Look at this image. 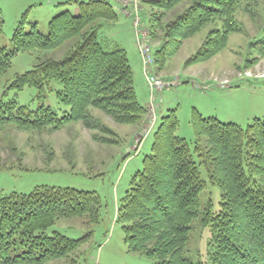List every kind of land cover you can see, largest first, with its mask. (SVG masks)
<instances>
[{"label": "trees", "instance_id": "16d2710c", "mask_svg": "<svg viewBox=\"0 0 264 264\" xmlns=\"http://www.w3.org/2000/svg\"><path fill=\"white\" fill-rule=\"evenodd\" d=\"M184 1H150L160 14L152 17L154 24L149 22L152 39L160 38L154 54L155 74L165 68L184 40L203 29L210 27L199 50L186 60L187 67L222 52L230 36L241 32L236 20L240 0H189L183 12L164 22V15ZM69 2L79 5V15L66 11L55 16L48 33L43 34L36 24L26 30L25 14L11 40L12 49L0 48L3 74L20 53L67 45L63 59L39 57L33 69L16 75L11 88L20 92L35 87L45 92L51 81H57L62 84L57 98L69 110L59 116L51 107L32 110L16 100L3 102L0 130L15 126L57 131L80 121L103 133L95 139L119 144V135L96 117L94 110L119 124L141 125L147 108L138 99L127 51H106L95 31L97 21H114L118 14L106 0ZM252 47L264 56V37ZM161 119L151 154L144 158L143 169L133 176L117 209L128 250L157 259V264H194L186 256V246L191 223L201 213L200 194L211 184L221 191L220 207L213 211L209 200L201 221L212 232V264H264V120L256 118L243 128L195 110L191 146L176 133L180 125L176 109H169ZM195 157L207 179H203ZM101 206L97 192L47 185L0 197V264H49L70 258L90 240L92 232L75 239L48 230L63 218L98 223Z\"/></svg>", "mask_w": 264, "mask_h": 264}, {"label": "rangeland", "instance_id": "374dc122", "mask_svg": "<svg viewBox=\"0 0 264 264\" xmlns=\"http://www.w3.org/2000/svg\"><path fill=\"white\" fill-rule=\"evenodd\" d=\"M106 1L113 6L118 19L99 20L94 24L99 42L106 51L121 48L127 51L138 99L150 102L135 20L136 16L142 19L140 29L149 33V45L154 55L160 47V38L151 37L154 22L151 19L160 15L159 10L151 0ZM189 2L186 0L168 11L163 17L164 22L183 12ZM238 6L236 20L241 32L230 36L226 49L206 62L185 65L201 47L209 27L184 40L176 55L167 61L161 72H157L160 78L171 77L178 82L155 94V104L149 103L151 110L147 109L146 123L143 121L146 128L143 123L119 124L103 112L94 110V115L119 135V144H104L95 139V135L103 133L86 128L80 121L71 122L57 131L37 132L15 126L0 130V197L14 191L29 193L41 185L97 192L101 196L98 223L63 218L48 230V233L57 230L75 239L92 232L90 240L70 258L49 264H157V259L128 250L122 224L117 222V209L133 176L143 169L144 158L151 154L154 133L162 120L158 115L161 105L166 110H177L180 125L176 133L186 138L191 146L194 141L191 117L195 110L201 114L210 112L208 114L212 115L204 116L215 114L220 121L236 123L243 128L256 118L264 120V56L252 47L264 37V0H240ZM66 11L74 16L80 14L79 5L69 0H0V48L12 49L11 40L25 14L27 31L36 24L39 32L47 34L52 18ZM67 51L68 46L63 45L55 50L16 55L11 68L0 74V104L16 100L18 105L32 110L40 106L51 107L63 116L69 107L57 98L61 83L51 81L45 92L35 87H25L18 92L11 85L16 75L33 69L39 57L61 60ZM156 118L154 127L153 119ZM195 160L203 179H207L199 159L195 157ZM209 200L213 203V211H217L221 201L219 187L208 184L200 194L201 213L191 223L186 246V256L194 264H212V232L201 221Z\"/></svg>", "mask_w": 264, "mask_h": 264}, {"label": "built area", "instance_id": "2783aa9c", "mask_svg": "<svg viewBox=\"0 0 264 264\" xmlns=\"http://www.w3.org/2000/svg\"><path fill=\"white\" fill-rule=\"evenodd\" d=\"M142 19L140 17L136 16V28H137V45L138 49L140 50L141 56L143 58V64H144V73L151 91V102L153 105L155 104L156 100V93L162 89H165L170 86H175L173 85L174 82H178L177 80H171V79H163L158 77L155 72H154V55L151 53V48H150V39H149V33L141 30V24H142ZM175 82V83H176ZM154 110V106L152 107ZM151 110V109H150ZM156 111V109H155ZM155 122V119H153V124ZM149 133V129L147 131V134Z\"/></svg>", "mask_w": 264, "mask_h": 264}, {"label": "crops", "instance_id": "0c3cea01", "mask_svg": "<svg viewBox=\"0 0 264 264\" xmlns=\"http://www.w3.org/2000/svg\"><path fill=\"white\" fill-rule=\"evenodd\" d=\"M148 90H149V87H148ZM142 101L143 102H141L146 108L148 107L149 108V100H144V99H142ZM165 111H168V110H166L165 108H163L162 107V105H161V107L159 108V110H158V115L162 118L163 116H165V113H167V112H165ZM208 113H210V112H208ZM208 113H205V112H203V115H212V114H208ZM213 116H215V114L213 115ZM145 123H146V119H145V121H144ZM145 123H143L144 125H145ZM144 128V127H143ZM145 142V141H144ZM141 146H142V144H141ZM140 146V147H141ZM143 146H144V144H143ZM142 146V147H143ZM139 151H140V148H139V150H138V153H139Z\"/></svg>", "mask_w": 264, "mask_h": 264}]
</instances>
